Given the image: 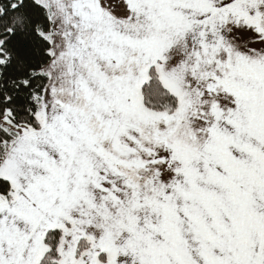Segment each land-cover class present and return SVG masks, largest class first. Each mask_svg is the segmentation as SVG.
I'll use <instances>...</instances> for the list:
<instances>
[{
    "label": "snow or ice",
    "instance_id": "obj_1",
    "mask_svg": "<svg viewBox=\"0 0 264 264\" xmlns=\"http://www.w3.org/2000/svg\"><path fill=\"white\" fill-rule=\"evenodd\" d=\"M0 264H264V0H0Z\"/></svg>",
    "mask_w": 264,
    "mask_h": 264
}]
</instances>
